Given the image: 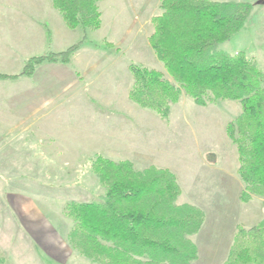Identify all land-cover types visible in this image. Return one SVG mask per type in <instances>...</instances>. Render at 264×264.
I'll list each match as a JSON object with an SVG mask.
<instances>
[{"label": "trees", "instance_id": "16d2710c", "mask_svg": "<svg viewBox=\"0 0 264 264\" xmlns=\"http://www.w3.org/2000/svg\"><path fill=\"white\" fill-rule=\"evenodd\" d=\"M65 25L82 27L83 36L58 52L25 59L20 72L0 73V79L30 76L43 62L69 63L88 41L87 30L101 25V0H51ZM150 18L148 44L162 62L158 69L128 63V98L137 106L167 119L181 95L205 106L218 99L238 100L241 111L225 125L237 153L241 202L264 197V74L257 62L239 51L218 46L238 32L253 4L245 0H160ZM106 46H111L108 42ZM104 192L96 199L70 201L69 246L96 264H190L198 249L197 233L204 211L191 203H176L181 188L176 175L164 167L134 168L128 159L101 154L89 159ZM221 264H264V217L250 226L238 224Z\"/></svg>", "mask_w": 264, "mask_h": 264}, {"label": "rangeland", "instance_id": "374dc122", "mask_svg": "<svg viewBox=\"0 0 264 264\" xmlns=\"http://www.w3.org/2000/svg\"><path fill=\"white\" fill-rule=\"evenodd\" d=\"M245 1L251 2L253 8L244 26L218 48L229 54L244 52L246 57L257 62L264 74V0ZM158 12L159 7L147 14L142 12L139 16L141 25L133 26V35L124 37L122 29L117 36V28L124 26L127 29L133 23L130 10L122 7L103 8L102 27L87 30V38L104 46L106 42L111 44V50H115L119 56L123 53L121 56L127 66L135 62L152 67L172 80L148 44L152 31L150 18ZM119 14H122L121 24L115 30L110 29L107 17ZM24 61L14 68L15 72L21 71ZM127 74L130 80L128 69ZM128 103L132 102L128 99ZM132 104L130 111L117 117L126 121V125L121 126L122 133L127 129L136 146L127 149V152L122 150L120 154L104 156L113 160L129 158L137 170L148 165L171 170L181 188L176 203L197 205L205 214L199 231L190 236L198 249L197 259L190 264H221L227 256L236 226H250L264 217V197L253 196L246 203L239 199L242 183L236 171L237 153L225 132L226 123L240 113V102L218 99L201 106L189 96L181 95L179 101L171 105L167 119ZM0 134H4L2 129ZM16 142L20 147L13 149L22 152V155L5 153L0 149V162L17 168L0 170V231L3 233L0 237V264H52L39 246L31 239L26 241V235L20 233V225L7 203L9 194L20 192L46 202L58 211L70 201L96 199L104 192V187L90 169L89 159L94 155H32L28 140L20 136ZM68 220L71 226V220ZM70 264L96 263L77 252Z\"/></svg>", "mask_w": 264, "mask_h": 264}, {"label": "crops", "instance_id": "0c3cea01", "mask_svg": "<svg viewBox=\"0 0 264 264\" xmlns=\"http://www.w3.org/2000/svg\"><path fill=\"white\" fill-rule=\"evenodd\" d=\"M159 1L101 0L98 29L104 22L103 8H128L133 23L127 29L117 28L122 14L107 17V25L117 28V36L120 29L124 37L132 36V27L141 25V13L158 7ZM79 29L65 25L51 0H0V73L15 74L14 68L26 58L65 49L83 36ZM122 54L88 38L69 63L43 62L30 76L0 79V129L4 132L0 149L22 155L13 149L20 147L16 142L20 136L29 141L32 155H104L133 149L132 134L127 129L122 133L126 121L117 117L133 105L127 96L131 77L128 80ZM16 169L0 162L2 171ZM7 203L26 241L39 246L52 264H70L77 252L67 242L70 226L65 207L55 211L20 192L10 193Z\"/></svg>", "mask_w": 264, "mask_h": 264}]
</instances>
